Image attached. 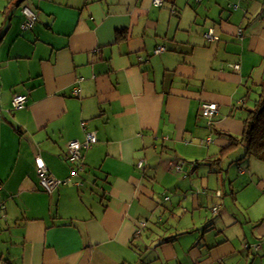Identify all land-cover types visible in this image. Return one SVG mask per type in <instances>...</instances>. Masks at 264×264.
<instances>
[{
  "label": "crops",
  "instance_id": "crops-1",
  "mask_svg": "<svg viewBox=\"0 0 264 264\" xmlns=\"http://www.w3.org/2000/svg\"><path fill=\"white\" fill-rule=\"evenodd\" d=\"M263 90L264 0H0V264H264V162L217 194Z\"/></svg>",
  "mask_w": 264,
  "mask_h": 264
},
{
  "label": "built area",
  "instance_id": "built-area-1",
  "mask_svg": "<svg viewBox=\"0 0 264 264\" xmlns=\"http://www.w3.org/2000/svg\"><path fill=\"white\" fill-rule=\"evenodd\" d=\"M163 0H156L157 4H161ZM23 23H22V29L23 30H30L33 28V26L36 23L37 16L36 13L29 7H25L23 9ZM205 37L209 40H213L215 37L211 33L205 34ZM164 49L162 47H158L156 50V53L162 52ZM236 69H239V66H236ZM13 107L15 109H21L26 107L28 103V96L22 95V94H16L13 97ZM219 112V106L216 103H203L201 106V113L204 119H206L209 124L212 123L213 118L218 114ZM97 142V137L95 134L89 133L86 137V142L81 143L79 141H72L69 143V154L71 157V160L73 162H79L81 163L83 157H82V151L89 147L92 144H95ZM174 168L178 166H173ZM40 177H41V183L47 190H52L56 184H58V181L55 180L53 177L49 175L48 169L45 166H40ZM76 170L73 171V174H76ZM4 210L3 203L0 202V213ZM216 210V209H215Z\"/></svg>",
  "mask_w": 264,
  "mask_h": 264
},
{
  "label": "trees",
  "instance_id": "trees-1",
  "mask_svg": "<svg viewBox=\"0 0 264 264\" xmlns=\"http://www.w3.org/2000/svg\"><path fill=\"white\" fill-rule=\"evenodd\" d=\"M239 146L245 149V157H254L264 162V90L244 120L242 135L230 136V144L222 149L220 157H226Z\"/></svg>",
  "mask_w": 264,
  "mask_h": 264
},
{
  "label": "rangeland",
  "instance_id": "rangeland-1",
  "mask_svg": "<svg viewBox=\"0 0 264 264\" xmlns=\"http://www.w3.org/2000/svg\"><path fill=\"white\" fill-rule=\"evenodd\" d=\"M238 66V65H237ZM236 68V66H235ZM218 152V151H217ZM242 158L243 156H245V149L243 147H239L237 148L232 155H230L228 158H226L223 162L222 165V169L223 172H225L224 174H222V184H221V189L224 187L226 188L227 192L226 196L224 192H217L218 196H220L222 193L223 198L222 200H226V202L234 205V201L233 198L231 197V191H234L235 195L238 196V192H244L246 189H250V184L249 181H251L250 179V173L248 170L251 169V171H254L252 167L255 166V164H263L262 161H259L258 159L254 158V157H245L244 159H242L241 161L238 162H233L232 160L237 159V157ZM193 166H195L193 164ZM192 166V167H193ZM264 166V165H263ZM247 171V175L246 176H242L240 174V172L242 171ZM261 170V169H260ZM230 179V180H229ZM232 180V183L234 184H230V181ZM256 184V183H255ZM254 184V185H255ZM218 199H212L210 205L211 207H216L217 203H221V199L219 197H217ZM218 212V209H213V213ZM249 245H246V248H249Z\"/></svg>",
  "mask_w": 264,
  "mask_h": 264
}]
</instances>
